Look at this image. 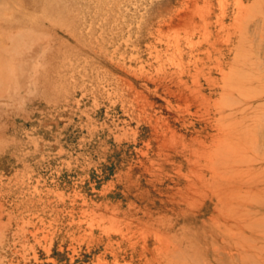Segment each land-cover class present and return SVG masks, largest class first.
<instances>
[{
	"label": "rangeland",
	"instance_id": "374dc122",
	"mask_svg": "<svg viewBox=\"0 0 264 264\" xmlns=\"http://www.w3.org/2000/svg\"><path fill=\"white\" fill-rule=\"evenodd\" d=\"M0 264H264V0H0Z\"/></svg>",
	"mask_w": 264,
	"mask_h": 264
},
{
	"label": "bare ground",
	"instance_id": "6f19581e",
	"mask_svg": "<svg viewBox=\"0 0 264 264\" xmlns=\"http://www.w3.org/2000/svg\"><path fill=\"white\" fill-rule=\"evenodd\" d=\"M24 236V235H23Z\"/></svg>",
	"mask_w": 264,
	"mask_h": 264
}]
</instances>
